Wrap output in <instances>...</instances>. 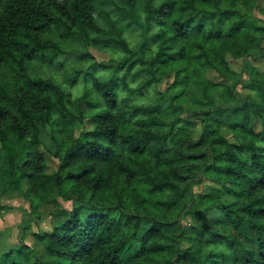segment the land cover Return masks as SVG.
<instances>
[{"label":"trees","instance_id":"1","mask_svg":"<svg viewBox=\"0 0 264 264\" xmlns=\"http://www.w3.org/2000/svg\"><path fill=\"white\" fill-rule=\"evenodd\" d=\"M96 1L0 0L3 193L23 194L35 206L55 188L74 201L51 230L32 231L46 257L23 243L0 253V264H264V22L248 15L251 0H119L120 15L141 30L142 52L151 41L156 49L143 59L111 27L115 35L99 40L125 50V70L101 81L94 75L101 63H90L82 77L92 89L71 110L62 85L36 66L61 62L63 41L97 28ZM228 56L251 71L242 93L224 86L227 103H218L210 90L218 85L205 72ZM137 63L149 77L133 87L128 74ZM158 74L172 76L160 98L135 100ZM192 78L212 107L183 116L180 98ZM86 118L90 127L76 132ZM42 123L51 125L54 149L40 137ZM193 175L211 188L188 198L215 223L186 233L161 208H179Z\"/></svg>","mask_w":264,"mask_h":264},{"label":"rangeland","instance_id":"2","mask_svg":"<svg viewBox=\"0 0 264 264\" xmlns=\"http://www.w3.org/2000/svg\"><path fill=\"white\" fill-rule=\"evenodd\" d=\"M98 15L96 17L97 28L91 29L86 37H72L66 41H61L63 49L68 51L61 62L52 64L40 63L37 65V70L44 76H50L55 81L59 82L65 91V101L71 110L75 108V102L79 96L87 88L90 87V82L85 81L82 77V72L89 64L98 61L101 64L94 70V75L101 81L106 80L110 76L120 75L124 72L125 67L120 68V62L125 57V50L119 47L102 45L99 38L106 39L115 35L116 27L120 31L121 36L128 43L129 48L140 52L143 59L150 58L152 52L156 49V42L151 41L147 44L148 50L142 52L140 45L143 41L141 30L134 29L129 25L126 19L120 15L119 9L123 7V3L119 0H97ZM248 15L254 17L256 21L264 22V0H251L245 8ZM142 13V11H140ZM264 24V23H263ZM115 28V29H116ZM260 44L264 47V35L260 38ZM83 53H88L85 56ZM151 53V54H150ZM81 70L77 79H74V72ZM251 69L246 65L242 58H232L228 56L227 63L218 67V69H207L206 77L217 87H211V93L215 98V102H224L226 99L224 86L230 90L236 91L239 94L243 92L242 84L248 81ZM149 77L144 64L137 63L131 67L128 80L129 85L135 87L140 81ZM172 76L170 74H158L150 80L144 88L145 94L139 95L135 100L153 102L160 98L161 90L170 83ZM92 94V93H91ZM97 93L94 92L93 95ZM123 96H121L122 99ZM237 99V96L227 98L228 103H232ZM182 105L183 116L190 115L196 110L211 108L210 98L205 96L200 81L192 78L187 86V94L180 98ZM91 119L86 118L82 123L77 124L76 132L89 128ZM8 142L16 150L19 147V140L16 135L9 131ZM39 134L44 144L54 149L52 139L51 125L42 123L39 128ZM186 150L198 152L200 147L188 148ZM4 149L0 140V160L3 156ZM47 160L51 168L57 164V160L47 153ZM194 179L188 180L186 184L188 192L176 205L179 208L172 210L170 208H161L162 213L171 219H179L189 233L191 226L200 223L210 226L213 215L203 205L195 203L194 199L188 198L189 193H203L210 190L211 186L206 179H202L198 175L192 176ZM6 179L0 174V253L10 249L20 247L23 243L28 244L34 255L44 258L47 253L40 241L32 234V231L51 230L58 222V216L62 213L63 208L70 209L74 201L70 198L65 199L52 188L47 195L39 197L33 206L29 199L23 194L7 196L3 193ZM179 188L185 187V180L177 181ZM187 203L186 207L180 208L181 204ZM229 231V229L227 230Z\"/></svg>","mask_w":264,"mask_h":264}]
</instances>
